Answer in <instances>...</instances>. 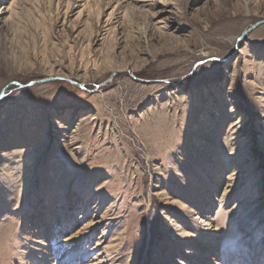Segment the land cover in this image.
I'll list each match as a JSON object with an SVG mask.
<instances>
[{
  "label": "rangeland",
  "instance_id": "rangeland-1",
  "mask_svg": "<svg viewBox=\"0 0 264 264\" xmlns=\"http://www.w3.org/2000/svg\"><path fill=\"white\" fill-rule=\"evenodd\" d=\"M263 19L0 0V264H264Z\"/></svg>",
  "mask_w": 264,
  "mask_h": 264
},
{
  "label": "water",
  "instance_id": "water-1",
  "mask_svg": "<svg viewBox=\"0 0 264 264\" xmlns=\"http://www.w3.org/2000/svg\"><path fill=\"white\" fill-rule=\"evenodd\" d=\"M264 23V19L263 20H260L259 22H257V23H255L254 25H252L250 28H248L244 33H243V35L240 37V40L238 41V44H239V42L249 33V32H251L252 30H254L256 27H258L259 25H261V24H263ZM203 62H201V63H199V64H202ZM131 72V71H130ZM115 75V73H113V76ZM54 79H59V80H68V81H70L71 83H73L74 85H77L79 88H82L83 90H85V91H88V92H93L94 90H88L83 84H81V83H78V82H76V81H72V80H70V79H67V78H64V77H55ZM49 80H53V78H49V79H44V80H41V81H33V82H30V83H28V84H26V85H19V86H21V87H30V86H32V85H34V84H36V83H40V82H44V81H49ZM12 84H17V83H11V84H9V85H7L3 90H2V92H1V94H0V100L4 97V94H5V91H6V89L10 86V85H12ZM98 87H100V86H98Z\"/></svg>",
  "mask_w": 264,
  "mask_h": 264
},
{
  "label": "bare ground",
  "instance_id": "bare-ground-1",
  "mask_svg": "<svg viewBox=\"0 0 264 264\" xmlns=\"http://www.w3.org/2000/svg\"><path fill=\"white\" fill-rule=\"evenodd\" d=\"M208 58V57H207ZM117 71V70H116ZM131 72L133 73L134 71L131 69ZM55 74V73H54ZM53 75V74H51ZM56 75H59V73H57ZM61 75V74H60ZM68 77V75H67ZM211 218H207V219H201L199 222L204 225L205 229V233H217L216 232V228H213L212 226V222L210 221ZM179 227L177 225H175L174 231H176V233H174V235H179Z\"/></svg>",
  "mask_w": 264,
  "mask_h": 264
}]
</instances>
